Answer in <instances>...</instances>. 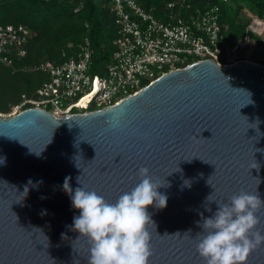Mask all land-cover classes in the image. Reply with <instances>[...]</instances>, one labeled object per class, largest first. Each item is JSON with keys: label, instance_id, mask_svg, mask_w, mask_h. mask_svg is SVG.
I'll return each instance as SVG.
<instances>
[{"label": "water", "instance_id": "water-1", "mask_svg": "<svg viewBox=\"0 0 264 264\" xmlns=\"http://www.w3.org/2000/svg\"><path fill=\"white\" fill-rule=\"evenodd\" d=\"M0 158V264H88L65 178L73 194L84 186L115 203L141 168L167 196L166 207H147L148 264H206L197 234L217 202L241 191L264 200V64L203 58L102 108L25 107L0 116ZM257 214L253 231L264 234V208ZM245 264H264V243Z\"/></svg>", "mask_w": 264, "mask_h": 264}, {"label": "built area", "instance_id": "built-area-1", "mask_svg": "<svg viewBox=\"0 0 264 264\" xmlns=\"http://www.w3.org/2000/svg\"><path fill=\"white\" fill-rule=\"evenodd\" d=\"M110 2L118 35L105 72L91 71L94 51L86 37L77 56L61 61L45 59L33 67L45 72L47 78L32 94H22L24 103L57 114L98 109L137 92L168 70L203 58L219 61L222 27L218 4L182 14L175 2H169L164 19L137 0ZM181 7L186 6L181 3ZM30 35L31 28L24 23H0V62L15 67V58L27 53ZM239 48L236 43L229 51ZM243 59L247 58L233 62Z\"/></svg>", "mask_w": 264, "mask_h": 264}, {"label": "trees", "instance_id": "trees-1", "mask_svg": "<svg viewBox=\"0 0 264 264\" xmlns=\"http://www.w3.org/2000/svg\"><path fill=\"white\" fill-rule=\"evenodd\" d=\"M156 16L166 19L168 3L175 2L182 14L196 13L207 7L220 6L221 50L219 61L230 62V49L246 37L264 46L261 36L255 34L250 24L252 17L245 9L252 10L264 20V0H137ZM183 3L185 9L181 7ZM189 5V6H188ZM24 23L33 30L28 40L25 56L16 57L15 65L0 62V74H12V81L1 88V109H9L11 101H18L22 94H32L47 78L40 70L23 69V64H35L45 59L61 61L77 56L80 46L88 37L93 48L91 71L104 73L115 50L118 35L110 0H0V23ZM44 57V58H43ZM43 58V59H42ZM244 58V57H241ZM264 64V60L260 61ZM169 67L166 66L165 70Z\"/></svg>", "mask_w": 264, "mask_h": 264}, {"label": "clouds", "instance_id": "clouds-1", "mask_svg": "<svg viewBox=\"0 0 264 264\" xmlns=\"http://www.w3.org/2000/svg\"><path fill=\"white\" fill-rule=\"evenodd\" d=\"M5 160L0 158V164ZM138 174L140 182L115 203L84 186L77 187L73 194L71 178H65L63 188L69 193L72 206L80 210L73 219V230L91 245L88 264H148L152 248L147 225L154 223L147 207L154 203L157 208L166 207L167 196L158 191L166 185L150 176L147 168L139 169ZM25 191L28 192L27 187ZM210 197L208 201H213ZM261 208L264 200L259 194L244 191L232 196L229 203L217 202V210L203 219V231L197 234L196 251L206 264H245L250 253L264 243V234L253 231L261 222L257 214ZM206 210L212 211L210 207Z\"/></svg>", "mask_w": 264, "mask_h": 264}, {"label": "rangeland", "instance_id": "rangeland-1", "mask_svg": "<svg viewBox=\"0 0 264 264\" xmlns=\"http://www.w3.org/2000/svg\"><path fill=\"white\" fill-rule=\"evenodd\" d=\"M245 10L247 11L248 15H250L252 17V21L250 24L251 30L255 34L264 38V20L259 18L252 10H250V9H245ZM32 35H33V30L31 29L30 38L32 37ZM237 43L240 44V48L237 51H234V52L231 51L230 52V61L232 60V62H233L234 60H238L241 57H244V58H247L250 60H254L257 62L264 60V46L259 45L253 38L246 37L245 39L240 40ZM220 46H221V43H220ZM36 64L37 63L28 64V65L23 64L22 68L26 69V70H28V69L36 70L33 68ZM19 66L20 65H18L17 68L14 70H17L19 68ZM14 77L15 76H13V73L8 74V75L7 74H0V97H5V95L1 93V91H2L1 88L6 89L7 88L6 86L12 81V79ZM9 106H10V108L7 110L1 109V107H0V116L12 115L20 109L32 106V104L24 103L23 99L21 98L18 101H14V102L11 101Z\"/></svg>", "mask_w": 264, "mask_h": 264}, {"label": "bare ground", "instance_id": "bare-ground-1", "mask_svg": "<svg viewBox=\"0 0 264 264\" xmlns=\"http://www.w3.org/2000/svg\"><path fill=\"white\" fill-rule=\"evenodd\" d=\"M17 112V111H16ZM57 114V113H56ZM59 115H64V114H60V113H58ZM66 114V113H65Z\"/></svg>", "mask_w": 264, "mask_h": 264}]
</instances>
